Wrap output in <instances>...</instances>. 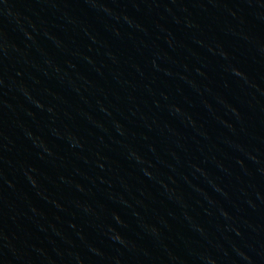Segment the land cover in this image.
Instances as JSON below:
<instances>
[{"label":"water","instance_id":"1","mask_svg":"<svg viewBox=\"0 0 264 264\" xmlns=\"http://www.w3.org/2000/svg\"><path fill=\"white\" fill-rule=\"evenodd\" d=\"M0 264H264V0H0Z\"/></svg>","mask_w":264,"mask_h":264}]
</instances>
